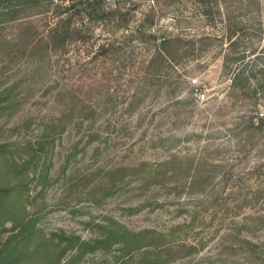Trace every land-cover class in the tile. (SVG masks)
Here are the masks:
<instances>
[{"label":"trees","instance_id":"trees-1","mask_svg":"<svg viewBox=\"0 0 264 264\" xmlns=\"http://www.w3.org/2000/svg\"><path fill=\"white\" fill-rule=\"evenodd\" d=\"M184 4L196 9L199 30L181 26L176 10ZM203 57L216 63L224 84L219 98L207 97L210 109L215 106L216 115L225 116L217 130L225 142L216 146H211L214 130L182 126L204 111L198 103L204 84L194 86L183 76ZM85 76L90 79L86 85L70 81ZM38 91L59 107L37 123L32 116L26 119L36 131L22 141L25 162L36 163L33 176L44 153L53 154L56 140L71 127L83 128L74 144L77 153L83 139L97 137L93 127L101 117L110 125L116 111L131 116L146 105L157 108L151 121L168 113L170 128L149 138L164 156L126 167L122 177L135 179L141 190L163 191L161 201H169L185 218L167 231L123 227L120 242L126 254L141 252L143 264H168L171 251L197 250L195 240L172 246L184 230L199 234L198 224H211L219 215L213 233L217 255L202 260L264 264V0H0V113L17 114ZM5 147L0 144V150ZM4 162L5 174H30L19 171L14 159ZM9 191L0 189V214L8 206L3 198ZM144 202L127 209L141 210ZM23 226L6 242L11 256L32 220ZM110 227L93 242L69 237L63 250L84 252L105 244L119 235Z\"/></svg>","mask_w":264,"mask_h":264},{"label":"rangeland","instance_id":"rangeland-1","mask_svg":"<svg viewBox=\"0 0 264 264\" xmlns=\"http://www.w3.org/2000/svg\"><path fill=\"white\" fill-rule=\"evenodd\" d=\"M176 15L183 19L181 26L192 32L200 29L201 21L193 6H179ZM164 22H170V18ZM183 76L194 86L204 84L198 102L204 111L186 118L183 130L212 129L211 146L224 143L225 137L217 130L222 127L225 116L216 115L218 111H215V106L210 109L212 104L208 102L215 96H221L222 91L218 88L224 85L216 71V63L203 57L200 63H191ZM70 81L86 85L90 79L85 76L81 80ZM41 93L35 92V96L17 114L0 113V144H7L0 150V189L10 188L9 194L3 198L8 206L0 214V264H143L141 258L144 254L138 251L126 254L124 251L125 247L120 242L123 227L129 230L154 228L167 231L184 220L185 215H177L169 201H161L166 197L163 191L152 187L149 191L141 190L135 179L122 176L127 173L126 167H135L141 160L151 161L164 156V151L151 146L149 138L158 130L170 128L168 113L151 121V115L157 108L156 105H146V108L139 109L131 116L116 111L109 118L110 125L106 116L101 117L93 127L97 137L90 142L83 139L76 146L77 153H73L74 144L83 128L78 131L71 127L56 140L53 154L44 153L37 165L39 173L33 176L31 172L36 163L25 162L26 145L22 141L36 134V131L32 124L27 127L26 119L32 116L37 123L42 118L54 116L58 106L49 96L43 97ZM17 124L22 126L18 127ZM144 131L146 135H143ZM191 147L194 148V145ZM4 158L9 164L14 159L19 171H29L30 174L23 178L5 174L2 168ZM47 165L49 172L41 178L46 173L44 168ZM242 167L240 165L238 169L240 175L245 176ZM155 199L161 201L160 205L155 204ZM139 202L147 203V206L134 212L127 209L129 206L135 209ZM218 218L219 215L211 224L209 221L198 224L196 230L199 234L184 230L180 238L172 242V246L176 249L180 240H195L197 250H190L186 246L177 255L171 251L168 264H218L210 263L209 258L202 260L206 256L213 260L217 255V239L213 233L218 226ZM28 220H32V227L11 256L5 249L6 242L8 238L11 241L16 238ZM110 226L119 230V235L116 234L105 244L84 252L75 247L63 250L69 237L78 238V242H93L100 239L104 229ZM147 250L153 256L152 247Z\"/></svg>","mask_w":264,"mask_h":264}]
</instances>
